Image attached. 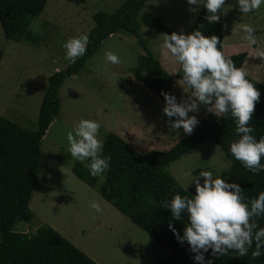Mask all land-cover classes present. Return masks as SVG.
I'll use <instances>...</instances> for the list:
<instances>
[{
	"label": "rangeland",
	"instance_id": "374dc122",
	"mask_svg": "<svg viewBox=\"0 0 264 264\" xmlns=\"http://www.w3.org/2000/svg\"><path fill=\"white\" fill-rule=\"evenodd\" d=\"M125 1L49 0L44 12L30 26L40 37L38 44L6 38L0 24V116L25 130L36 131L49 77L76 61V58H66L62 44L73 36H89L95 26V14L114 13ZM189 7L186 0H148L145 12L168 28L187 34L202 6L198 13L190 12ZM224 8V52L226 55L246 52L248 57L243 67L247 76L253 73L251 78L264 83V64L259 57V53L264 52V5L254 14L240 13L234 0H225ZM244 24L255 29V45L242 39ZM141 33L165 71L173 76L171 94L178 102L187 98L184 86L176 83L179 64L160 47L163 33L144 26ZM105 51L114 52L120 63L105 62ZM144 55L131 34L117 33L102 43L75 76L64 82L59 115L42 141L40 182L30 203L32 220L17 222L15 232L33 233L42 226H49L98 264H156L170 256L164 246L103 199L98 190V185L104 182L102 175L98 174L99 182L93 187L72 173L75 162L83 165L87 162L70 155L66 138L67 132L81 118L99 122L97 138L102 146L106 135L113 132L141 154L169 150L187 136L182 128L173 131L166 124L169 118L162 113L165 101L135 79L140 61L141 66L144 65ZM211 114L204 105H200L198 112L189 113L198 121ZM230 167V159L208 140L193 153L173 162L168 171L194 195L195 185L190 184L192 177L186 176V172L193 171L195 175L200 170H209L213 177L225 178ZM92 201L100 203V212L89 207Z\"/></svg>",
	"mask_w": 264,
	"mask_h": 264
},
{
	"label": "trees",
	"instance_id": "16d2710c",
	"mask_svg": "<svg viewBox=\"0 0 264 264\" xmlns=\"http://www.w3.org/2000/svg\"><path fill=\"white\" fill-rule=\"evenodd\" d=\"M48 1L0 0V24L5 37L13 41L38 44L40 37L30 26L34 19L44 12ZM147 1L126 0L114 13L94 15L95 26L89 33L84 55L78 56L73 64L49 77V86L41 103L36 131L25 130L0 116V264H98L49 226H42L33 233L15 232L14 226L19 221L32 220L30 203L40 182L44 155L42 141L55 117L59 115L60 91L63 84L84 67L105 40L120 32L131 34L146 54L143 67L140 61L141 67L135 69V79L162 100V92L171 94L174 86L173 76L165 71L150 50L149 42L143 38L141 29L144 26L163 34H171L174 30L165 26L151 13L145 12ZM224 9L222 6L218 22L208 23L204 19L206 10L202 6L188 33L199 29L206 36L216 35L222 42V45L218 44V48L225 58L231 57L237 67L244 66L248 57L246 52L230 55L224 52ZM1 59L0 52V61ZM262 62L264 64V58ZM180 76L178 68L175 77L179 79ZM246 79L260 91L259 101L255 104L251 120L248 122L253 128L252 135L259 140L264 136V83L247 75ZM234 129L235 124L230 113L221 117L211 114L202 118L190 134L181 138L169 150H151L145 154L139 153L116 133L109 132L106 135L101 155L110 156V161L109 167L100 174L104 182L98 185L99 193L118 212L170 252L168 258L156 264H196L187 242H179L168 227L171 223L182 235L184 224L187 223V214L182 213L181 219L176 221L172 219L170 210L162 207L164 199H171L176 193L189 197L193 195L168 171L170 165L183 155L193 153L199 145L211 140L230 159L231 167L226 173V178L228 182L240 185L246 200L264 191V171L253 174L228 151L230 143L238 139ZM261 163H264V157L261 158ZM71 171L89 186L95 187L99 182V176L90 175L87 165L80 162H75ZM256 220L259 227H264V217ZM252 250L250 248L244 257L230 251L221 257L212 258V262L264 264V254L252 257ZM209 258V253H205V259Z\"/></svg>",
	"mask_w": 264,
	"mask_h": 264
},
{
	"label": "clouds",
	"instance_id": "9594fccd",
	"mask_svg": "<svg viewBox=\"0 0 264 264\" xmlns=\"http://www.w3.org/2000/svg\"><path fill=\"white\" fill-rule=\"evenodd\" d=\"M186 2L192 13H198L203 6L207 13L204 19L208 23L220 20L219 13L225 5V0ZM261 5H264V0H234V6L242 14H254ZM242 29V39L255 45V29L247 24L242 25ZM160 36L163 37L160 47L165 50L164 54L179 64L181 76L176 83L183 85V91L188 93L187 98L178 102L175 95L162 92L165 101L162 113L169 118L166 124L173 131L182 128L184 133L190 134L199 121L189 113L198 112L200 105L206 106L207 111L216 117L230 113L238 139L230 143L228 151L253 174L264 171V163H261L264 136L257 140L248 123L259 101L260 91L246 79L244 67H237L231 57L225 58L218 48L222 42L216 35L206 36L195 29L187 34L181 30ZM88 39L86 34L68 38L62 44L66 58L75 60L84 55ZM259 57L264 58V52H260ZM104 61L119 64L120 58L112 51H105ZM99 128L97 120L81 118L66 134L68 152L74 159L86 161L92 176L103 173L110 161V156L101 155L102 141L97 138ZM185 175L192 177L190 184L195 185V194L189 197L176 193L171 199L166 197L162 207L169 209L176 221L181 219L182 213L187 214L182 235L171 223L168 227L179 242H187L196 264H213L212 258L230 251L244 257L250 248L253 249L252 257L264 254V227H259L256 220L264 217V191L246 200L239 184L230 183L221 175L213 177L209 170H200L195 175L189 171ZM89 207L96 212L101 211L97 201L90 202ZM205 253H209L207 260Z\"/></svg>",
	"mask_w": 264,
	"mask_h": 264
},
{
	"label": "crops",
	"instance_id": "0c3cea01",
	"mask_svg": "<svg viewBox=\"0 0 264 264\" xmlns=\"http://www.w3.org/2000/svg\"><path fill=\"white\" fill-rule=\"evenodd\" d=\"M224 17H225V15H224ZM223 23H224V19H223ZM225 45H226V43H225V40H224V42H223V48L225 49ZM230 47L232 48V49H234V50H236V47L233 45H230ZM235 52V51H234ZM252 75H250V77H253V73H251Z\"/></svg>",
	"mask_w": 264,
	"mask_h": 264
}]
</instances>
